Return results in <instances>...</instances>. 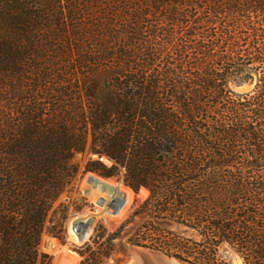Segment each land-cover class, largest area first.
I'll use <instances>...</instances> for the list:
<instances>
[{
    "label": "trees",
    "instance_id": "16d2710c",
    "mask_svg": "<svg viewBox=\"0 0 264 264\" xmlns=\"http://www.w3.org/2000/svg\"><path fill=\"white\" fill-rule=\"evenodd\" d=\"M89 139L148 196L81 264H264V0H0V264L50 263Z\"/></svg>",
    "mask_w": 264,
    "mask_h": 264
},
{
    "label": "rangeland",
    "instance_id": "374dc122",
    "mask_svg": "<svg viewBox=\"0 0 264 264\" xmlns=\"http://www.w3.org/2000/svg\"><path fill=\"white\" fill-rule=\"evenodd\" d=\"M90 160H100L108 166L114 164L108 156L92 150L90 139L84 150L76 152L77 176L69 191L63 193L55 203L54 209H58V213L54 215L51 212L47 222L49 225L50 219L56 221V218L65 216L64 231L61 237L45 232L40 242V251L51 257L49 264H81L83 257L79 251H88L87 244L97 248L92 243L97 230L115 232L148 196L145 188L135 192L125 185L124 170L120 175L111 177L86 171ZM82 223L87 225V235L83 239L79 238L76 229ZM128 233L125 232L122 238L113 242V250L100 264H185L162 253L133 246L128 242ZM232 259L235 264H240L237 257L233 256Z\"/></svg>",
    "mask_w": 264,
    "mask_h": 264
},
{
    "label": "water",
    "instance_id": "95a60500",
    "mask_svg": "<svg viewBox=\"0 0 264 264\" xmlns=\"http://www.w3.org/2000/svg\"><path fill=\"white\" fill-rule=\"evenodd\" d=\"M77 232L79 233V238L83 239L87 235V225L85 223L80 224L77 228Z\"/></svg>",
    "mask_w": 264,
    "mask_h": 264
}]
</instances>
